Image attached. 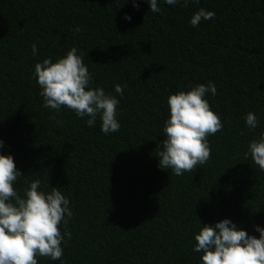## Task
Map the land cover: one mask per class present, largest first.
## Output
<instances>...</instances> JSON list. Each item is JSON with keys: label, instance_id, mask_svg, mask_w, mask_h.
Here are the masks:
<instances>
[{"label": "trees", "instance_id": "16d2710c", "mask_svg": "<svg viewBox=\"0 0 264 264\" xmlns=\"http://www.w3.org/2000/svg\"><path fill=\"white\" fill-rule=\"evenodd\" d=\"M138 3L0 0V152L24 175L14 183L20 196L40 179L72 211L58 226L69 233L63 256L38 264H201L192 248L203 224L229 218L257 238L254 225L264 227V171L245 156L264 132V0H181L159 13ZM200 8L215 16L192 27ZM73 47L91 86L119 99V131L105 135L99 116L89 127L66 107L42 106L34 65ZM208 82L217 94L205 99L223 124L207 137L209 160L181 176L161 170L168 97ZM249 112L256 129L245 124Z\"/></svg>", "mask_w": 264, "mask_h": 264}, {"label": "clouds", "instance_id": "9594fccd", "mask_svg": "<svg viewBox=\"0 0 264 264\" xmlns=\"http://www.w3.org/2000/svg\"><path fill=\"white\" fill-rule=\"evenodd\" d=\"M149 10L159 13L160 3L174 6L181 0H142ZM185 6L198 0H182ZM139 10L138 0H131ZM213 11L200 8L190 18V25L197 27L200 22L214 18ZM124 20L131 22L132 16L124 14ZM76 32L80 31L77 26ZM33 56L37 45H31ZM83 52L71 48L65 56L52 61L51 57L34 65V76L40 86L43 107L55 110L61 107L72 110L77 118L88 117L86 124L92 127L97 117L100 130L105 135L117 132L116 95L106 93L102 87L93 88L92 76L83 62ZM114 92L123 97V86H114ZM217 94L212 82L199 84L189 91H179L168 97L169 116L164 122V136L158 153V168L170 169L176 176L190 172L197 165H204L210 157L207 137L222 130L219 116L210 108L206 95ZM246 126L252 130L259 124L255 113L245 116ZM4 141L0 139V149ZM251 156L254 164L264 171V132L248 144L245 156ZM24 176L16 167L13 156L0 152V264H38L36 257H48L52 261L63 256L62 243L69 233H61L60 223L67 224L71 217L69 199L59 188L51 187V192L40 188L41 180H32L24 190L23 197L14 188V183ZM259 234L250 235L238 227L231 219L224 218L212 225L203 224L194 236L196 243L192 251L202 253L201 264H264V227L254 225Z\"/></svg>", "mask_w": 264, "mask_h": 264}]
</instances>
